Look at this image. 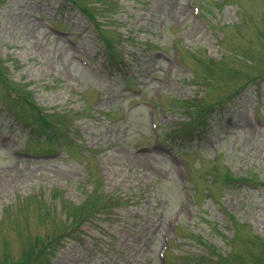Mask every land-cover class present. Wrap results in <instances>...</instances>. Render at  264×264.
Instances as JSON below:
<instances>
[{
	"label": "rangeland",
	"instance_id": "1",
	"mask_svg": "<svg viewBox=\"0 0 264 264\" xmlns=\"http://www.w3.org/2000/svg\"><path fill=\"white\" fill-rule=\"evenodd\" d=\"M0 264H264V0H0Z\"/></svg>",
	"mask_w": 264,
	"mask_h": 264
}]
</instances>
